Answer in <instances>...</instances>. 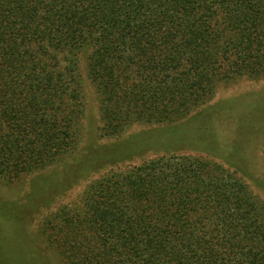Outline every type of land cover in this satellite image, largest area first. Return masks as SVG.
Returning <instances> with one entry per match:
<instances>
[{"label": "trees", "instance_id": "1", "mask_svg": "<svg viewBox=\"0 0 264 264\" xmlns=\"http://www.w3.org/2000/svg\"><path fill=\"white\" fill-rule=\"evenodd\" d=\"M83 48L105 127L181 119L217 80L264 75V0H0V174L72 149ZM66 210L53 239L67 264H264V203L209 159L113 172Z\"/></svg>", "mask_w": 264, "mask_h": 264}, {"label": "rangeland", "instance_id": "2", "mask_svg": "<svg viewBox=\"0 0 264 264\" xmlns=\"http://www.w3.org/2000/svg\"><path fill=\"white\" fill-rule=\"evenodd\" d=\"M89 55L86 48L76 55L85 110L72 149L40 170L0 174V264H67L53 239L61 210L81 207L92 186L109 174L155 158L191 155L218 162L264 203V75L221 78L213 96L184 118L133 121L112 132L101 118Z\"/></svg>", "mask_w": 264, "mask_h": 264}]
</instances>
